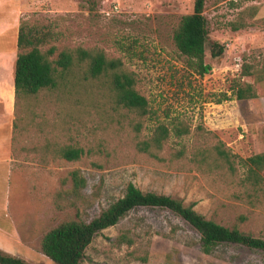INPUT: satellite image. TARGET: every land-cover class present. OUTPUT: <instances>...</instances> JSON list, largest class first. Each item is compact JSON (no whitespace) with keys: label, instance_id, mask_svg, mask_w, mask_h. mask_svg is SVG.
<instances>
[{"label":"rangeland","instance_id":"1","mask_svg":"<svg viewBox=\"0 0 264 264\" xmlns=\"http://www.w3.org/2000/svg\"><path fill=\"white\" fill-rule=\"evenodd\" d=\"M192 5L193 0L4 1L0 19L10 21L4 36L11 47L25 25L46 34L39 48L54 47V59L64 49L101 50L134 75L149 113L118 108L105 78L91 85L77 72L66 75L62 89L20 97L8 180L0 155V252L29 264H53L41 252L43 235L62 222H89L122 197L128 183L195 203L204 218L264 238V195L248 198L233 179L198 171L189 160L193 151L218 142L239 159L264 152V81L243 73L246 66L260 68L263 59L264 0L205 1L208 43L217 42L224 53L213 59L207 47L211 71L203 76L189 68L172 41ZM245 84L257 97L237 100L234 89ZM157 124L188 129L180 140L169 138L162 162L135 148L136 137L148 136ZM65 147L80 148L82 155L68 161L60 155ZM180 149L185 158L172 159ZM72 171L83 178L79 190ZM124 232L132 244L118 243ZM81 264H264V253L221 244L205 255L199 235L182 219L140 207L96 235Z\"/></svg>","mask_w":264,"mask_h":264},{"label":"trees","instance_id":"2","mask_svg":"<svg viewBox=\"0 0 264 264\" xmlns=\"http://www.w3.org/2000/svg\"><path fill=\"white\" fill-rule=\"evenodd\" d=\"M206 0H193L192 12L180 17L172 33V41L178 54L185 58L192 71L200 76L209 74L211 66L205 63V52L208 47L211 58L223 55L224 48L217 42L208 43V24L203 14ZM46 34L21 25L17 34V54L14 66L15 107L20 97L37 96L41 92H51L65 87L66 75L76 73L84 81H95L105 78L113 94V101L118 108L127 112L146 116L149 113L148 102L135 89L136 80L132 73L122 68L119 59H109L98 49L82 48L64 49L54 59L55 48L41 50ZM85 66V70H84ZM244 75H254L258 81H264V55L260 68L252 71L246 66ZM237 100L254 99L257 97L254 87L250 84L237 86L234 89ZM141 124L133 127L138 134ZM14 131V126H13ZM188 133L183 126H175L172 131L163 124L155 125L148 136L136 137L135 148L139 153L159 162L164 161L161 153L171 136L180 140ZM60 155L75 161L82 155L77 147H65ZM172 159L185 158L184 149L177 150ZM190 163L198 171L216 172L225 179H233L236 186L243 189L246 197L264 195V152L239 159L225 146L218 142L212 147L200 148L190 154ZM243 174L240 176V170ZM70 177L74 189L79 190L84 184L77 171ZM195 203L184 205L181 200L153 192H142L133 184L128 183L123 196L102 210L89 222L73 220L62 222L47 231L40 242V248L53 264H81L85 251L93 239L102 230L114 226L123 216L135 208L165 209L186 222L198 235L201 251L209 255L221 244H232L264 253V238L253 237L237 229L227 228L213 220H209L194 210ZM118 243L132 244L127 232L117 238ZM146 261V258H142ZM0 264H29L25 260L0 252Z\"/></svg>","mask_w":264,"mask_h":264},{"label":"crops","instance_id":"3","mask_svg":"<svg viewBox=\"0 0 264 264\" xmlns=\"http://www.w3.org/2000/svg\"><path fill=\"white\" fill-rule=\"evenodd\" d=\"M4 1H0V8L4 7ZM10 21L0 19V155L4 164V177L8 180L12 169V151L10 150V141L13 131V119L15 110V92H14V66L17 58L16 46L11 47L9 38H5V33L9 31ZM17 53V54H16ZM5 180L3 179L4 183Z\"/></svg>","mask_w":264,"mask_h":264}]
</instances>
